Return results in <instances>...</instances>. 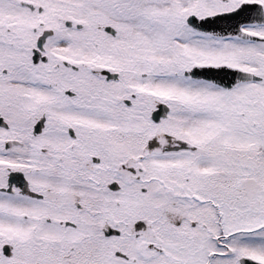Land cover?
Masks as SVG:
<instances>
[{
	"label": "snow or ice",
	"instance_id": "6c2138e0",
	"mask_svg": "<svg viewBox=\"0 0 264 264\" xmlns=\"http://www.w3.org/2000/svg\"><path fill=\"white\" fill-rule=\"evenodd\" d=\"M0 264H264V0H0Z\"/></svg>",
	"mask_w": 264,
	"mask_h": 264
}]
</instances>
